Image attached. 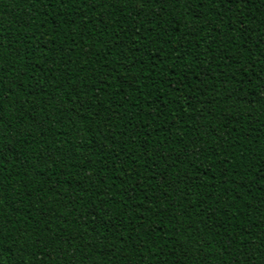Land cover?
<instances>
[{"label":"trees","instance_id":"trees-1","mask_svg":"<svg viewBox=\"0 0 264 264\" xmlns=\"http://www.w3.org/2000/svg\"><path fill=\"white\" fill-rule=\"evenodd\" d=\"M0 264H264V0H0Z\"/></svg>","mask_w":264,"mask_h":264}]
</instances>
